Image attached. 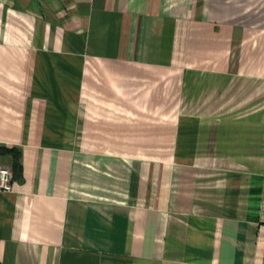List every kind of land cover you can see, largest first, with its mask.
<instances>
[{
  "label": "crops",
  "instance_id": "obj_1",
  "mask_svg": "<svg viewBox=\"0 0 264 264\" xmlns=\"http://www.w3.org/2000/svg\"><path fill=\"white\" fill-rule=\"evenodd\" d=\"M0 264H264V0H0Z\"/></svg>",
  "mask_w": 264,
  "mask_h": 264
},
{
  "label": "built area",
  "instance_id": "obj_2",
  "mask_svg": "<svg viewBox=\"0 0 264 264\" xmlns=\"http://www.w3.org/2000/svg\"><path fill=\"white\" fill-rule=\"evenodd\" d=\"M11 180V171L4 168H0V190H8Z\"/></svg>",
  "mask_w": 264,
  "mask_h": 264
}]
</instances>
